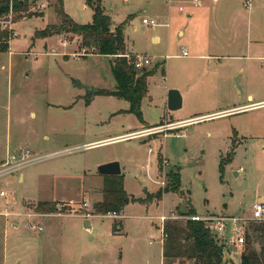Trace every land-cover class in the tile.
Returning a JSON list of instances; mask_svg holds the SVG:
<instances>
[{
    "label": "rangeland",
    "instance_id": "obj_1",
    "mask_svg": "<svg viewBox=\"0 0 264 264\" xmlns=\"http://www.w3.org/2000/svg\"><path fill=\"white\" fill-rule=\"evenodd\" d=\"M33 2L25 12L13 11L16 35L0 51V164L23 148L37 159L0 177L7 191L0 212H13L0 215V264H165L162 225L186 219L162 221L161 215L187 216L194 209L196 215L251 216L253 203L264 198V105L252 107L264 103V0H102L113 23L124 24L127 52L150 58L149 69L158 65L142 101L143 121L128 111L129 101L114 95L86 103L89 91L116 89L115 57L79 47L82 37L70 32L36 36L61 21L56 0H37L36 7L46 3L39 10ZM64 7L81 24L93 21L88 0H64ZM145 17L158 25L144 24ZM171 89L183 98L176 111L168 108ZM238 106L251 108L179 126L180 119ZM144 120L151 124L144 130L177 127L167 131L170 136L88 147L139 130ZM103 161L120 162L124 187L138 200L125 207L122 219L95 214L94 203L103 200ZM170 171L180 173L178 190L143 201L168 185ZM46 200L69 204L74 215H24ZM85 213H94L92 231L76 215ZM263 224L245 223L242 248L230 236L225 264H241L247 243L261 250L264 234L256 228Z\"/></svg>",
    "mask_w": 264,
    "mask_h": 264
},
{
    "label": "trees",
    "instance_id": "obj_2",
    "mask_svg": "<svg viewBox=\"0 0 264 264\" xmlns=\"http://www.w3.org/2000/svg\"><path fill=\"white\" fill-rule=\"evenodd\" d=\"M101 2L102 0H88L94 9L93 21L81 24L65 11L64 0H56V11L61 23L47 25L43 29L36 30V36L48 37L63 31L70 32L82 37L81 47L92 46L97 50L94 53L115 57L112 71L117 81L116 89L113 91L106 89L89 91L86 103H89L92 97L98 94L114 95L129 101L128 111L135 113L143 121L142 101L148 93V79L155 73L158 65L149 69L147 66L137 65L134 57L129 58L130 54L127 52L124 36V24L114 25L111 17L102 8ZM11 6L16 11L25 12L29 8V0H12V3L10 0H0V14L8 13ZM9 39L8 32H0V51L9 49ZM180 177L179 171H170L168 185L159 189L157 193L149 194L143 201H152L154 198L161 200L164 192L178 190ZM135 201L138 200L131 196L124 187L122 174L104 176L103 200L96 202L95 214L121 213L130 202ZM37 209L38 211L53 212L55 204L43 201L38 203ZM194 214H196L195 210L189 209L185 215L192 216ZM256 231L264 234V224L258 225ZM163 246L165 264H173L178 259L181 261L194 260L196 264H225V246L219 244L202 221L186 219L185 224L177 220L165 222ZM241 264H264V244L258 252L251 247V243H247L245 250L241 253Z\"/></svg>",
    "mask_w": 264,
    "mask_h": 264
},
{
    "label": "built area",
    "instance_id": "obj_3",
    "mask_svg": "<svg viewBox=\"0 0 264 264\" xmlns=\"http://www.w3.org/2000/svg\"><path fill=\"white\" fill-rule=\"evenodd\" d=\"M12 3V0H10ZM32 5L33 7H36V2H34ZM46 6V3H41L36 9H42ZM182 8V7H181ZM13 11L14 8L11 6L10 10L6 14H0V32H8L10 35V39L13 38L16 35V32L13 30ZM143 23L148 26H156L158 25V22L153 18H143ZM184 54H187V51L184 52ZM132 57L135 58L137 65L139 66H149L151 64V59L148 57L143 56H129L131 59ZM263 67H264V60H263ZM195 120H190V122H194ZM198 121V120H196ZM188 122V123H190ZM186 122H182L179 126H184ZM177 126L172 125H163L158 127H153L148 130H144L142 132L138 133V136H148L160 132H165V136H170V134L167 132L169 130H172L176 128ZM180 136L179 133H174L173 136ZM37 162V159L32 156L31 150L29 148H23L21 149V152H18V154H9L6 160H4L0 164V177L11 174L17 171L22 170L24 167ZM166 164L168 162L166 161ZM167 177V176H164ZM162 185H165V181L162 182ZM1 196H6L7 191L3 189V185H0ZM88 203L84 202L83 207H88ZM66 207H70L68 211H65ZM251 216L250 217H235V216H224V215H217V214H207V215H192V216H176L172 213V215H161L160 220L165 221L166 219H178L179 217L185 218V219H191L196 221H202L205 226L211 231L215 239L218 241L220 240L219 244L224 245L226 247L227 244H229L231 237L233 238V242L235 245H237L239 248H242L245 244V236H244V228L245 223L248 220H254V221H264V198L258 199L255 201L252 205L251 209ZM13 212L3 211L0 212V215H3L5 217H9L12 215ZM48 214H59V215H74V212L72 213V208L69 204H62L57 203L55 205V210L50 213H43L39 211H35L33 213H24L25 216L28 218L34 217V216H43ZM76 215H83L85 218H90L94 215L91 213H85V214H76ZM121 213L117 212H109L107 214H103V216H109L113 218L119 219ZM32 227L36 229L37 231H43L44 228L41 225H38L37 223L33 222ZM162 232L164 236V224L162 225ZM231 232H234V235H231ZM231 236V237H230ZM153 242V241H152ZM226 243V245L224 244ZM225 250V249H224Z\"/></svg>",
    "mask_w": 264,
    "mask_h": 264
},
{
    "label": "crops",
    "instance_id": "obj_4",
    "mask_svg": "<svg viewBox=\"0 0 264 264\" xmlns=\"http://www.w3.org/2000/svg\"><path fill=\"white\" fill-rule=\"evenodd\" d=\"M109 15V14H108ZM78 22V21H77ZM115 25V24H114ZM64 41L66 42V39H64ZM79 47H80V45H79ZM260 105H264V103L263 104H259V105H255V106H252V107H257V106H260ZM130 108V107H129ZM128 108V109H129ZM237 109H235V110H231V111H225V112H221V113H219V114H216V115H211V116H204V117H200V118H193V119H180V120H185L184 122H186V124H189L188 122H190V120H202L203 118H212V117H216V116H221V115H225V114H228V113H231V112H236V111H242V110H245V109H247V108H251V107H245V106H238V107H236ZM145 121V120H144ZM194 121V122H195ZM146 122V125H144L143 124V122H142V126L140 127V129L139 130H136V131H131V132H128V133H125V134H122L121 135V137L120 138H118V139H114V140H109V141H106V142H102V143H95V144H92V145H90V146H88V147H91V146H96V145H101V144H105V143H109V142H113V141H117V140H122V139H125V138H129V137H135V136H138V133L139 132H142L144 129H146L147 127H150L151 126V124H148V122L147 121H145ZM190 123H192V122H190ZM148 124V125H147ZM185 124V125H186ZM152 126H156V125H152ZM104 162H107V161H103V163ZM101 163V162H100ZM102 179L104 180V176H102ZM19 181L21 182V181H24V175L23 174H21L20 176H19ZM259 199H261V198H259ZM46 201H52V200H46ZM124 211V210H123ZM121 212V215H120V217L119 218H123V216H124V212ZM88 220V221H87ZM84 223L86 224V226L88 227V228H86V226H85V228H86V230H89V231H92V229L94 228V225L92 224V222H91V220L89 219V218H85L84 219ZM162 234H163V232H162ZM160 245H161V250H162V254H163V250H164V246H163V244H164V236H162L161 237V240H160ZM241 253H242V251L240 252V255H241ZM231 259V258H230ZM231 261H233V260H231ZM163 262H164V258H163ZM233 264V263H232ZM235 264V263H234Z\"/></svg>",
    "mask_w": 264,
    "mask_h": 264
},
{
    "label": "water",
    "instance_id": "obj_5",
    "mask_svg": "<svg viewBox=\"0 0 264 264\" xmlns=\"http://www.w3.org/2000/svg\"><path fill=\"white\" fill-rule=\"evenodd\" d=\"M183 106L182 94L178 89H171L168 94V108L176 111ZM98 172L102 176H118L122 174V168L119 161H111L98 166ZM97 203H94L96 207ZM88 221V220H87ZM86 226V224H85ZM86 228H88L86 226Z\"/></svg>",
    "mask_w": 264,
    "mask_h": 264
}]
</instances>
